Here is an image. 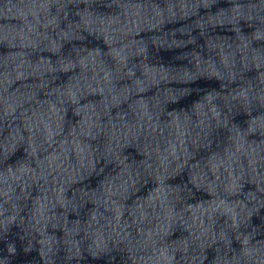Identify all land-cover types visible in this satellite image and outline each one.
I'll use <instances>...</instances> for the list:
<instances>
[{
    "label": "clouds",
    "instance_id": "1",
    "mask_svg": "<svg viewBox=\"0 0 264 264\" xmlns=\"http://www.w3.org/2000/svg\"><path fill=\"white\" fill-rule=\"evenodd\" d=\"M0 264H264V0H0Z\"/></svg>",
    "mask_w": 264,
    "mask_h": 264
}]
</instances>
